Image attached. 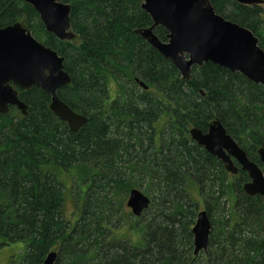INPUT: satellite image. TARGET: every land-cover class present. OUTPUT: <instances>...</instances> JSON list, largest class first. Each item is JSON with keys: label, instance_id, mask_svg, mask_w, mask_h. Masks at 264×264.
<instances>
[{"label": "trees", "instance_id": "obj_1", "mask_svg": "<svg viewBox=\"0 0 264 264\" xmlns=\"http://www.w3.org/2000/svg\"><path fill=\"white\" fill-rule=\"evenodd\" d=\"M60 1L70 5L73 41L48 33L22 0H0V29L21 22L63 57L71 83L57 97L87 118L73 134L49 110V96L35 87L15 88L27 115L12 107L0 114L2 245L24 242L21 264H42L50 252L57 253L54 264H262L264 200L243 192L248 176L236 163L232 177L188 132L204 133L218 120L263 169L257 151L264 148V87L211 63L192 67L190 80H183L134 33L152 25L140 0ZM209 1L216 14L252 32L264 51L263 6ZM154 33L167 41L165 29ZM112 80L117 101L107 102L103 95H111ZM60 173L84 187L73 220L64 213L67 189L57 180ZM143 183L150 205L128 222L119 199ZM193 187L211 225L207 250L198 256L191 233L198 212ZM126 223L142 233L141 247L116 235Z\"/></svg>", "mask_w": 264, "mask_h": 264}, {"label": "water", "instance_id": "obj_2", "mask_svg": "<svg viewBox=\"0 0 264 264\" xmlns=\"http://www.w3.org/2000/svg\"><path fill=\"white\" fill-rule=\"evenodd\" d=\"M22 1L34 9L48 33L60 41L73 39L74 34L69 31L70 5L60 0ZM234 1L244 6L264 4V0ZM141 10L150 17L152 25L136 30L135 34L169 60L183 80H190L192 67L211 63L264 87V51L257 38L248 29L216 14L209 0H141ZM157 27L166 30V42L155 35ZM63 62L62 56L37 42L20 23L0 29V114L7 115L14 107L26 116L27 106L19 100L15 88L28 91L35 87L50 97L49 110L67 124L71 133H77L87 118L57 97V91L71 83ZM189 136L219 160L226 172L233 176L239 169L245 172L249 180L243 184V192L264 200V148L257 151L262 169L247 158L217 120L206 133L192 128ZM149 204V198L139 189L129 191L126 207L133 216L140 217ZM210 230L207 212L203 210L191 229L194 255L207 250ZM56 257V252H50L42 264H54Z\"/></svg>", "mask_w": 264, "mask_h": 264}, {"label": "rangeland", "instance_id": "obj_3", "mask_svg": "<svg viewBox=\"0 0 264 264\" xmlns=\"http://www.w3.org/2000/svg\"><path fill=\"white\" fill-rule=\"evenodd\" d=\"M69 5V4H68ZM258 6H263V12H264V4L263 5H258ZM71 33H73L71 30H69ZM75 36L73 37V39ZM73 39L71 41H73ZM138 80V79H137ZM125 80H119V84L123 85ZM137 84V83H136ZM118 83L115 80H112V82L109 84L108 90L111 95L109 97H105L104 99L108 102L109 100L111 102H115L116 94L118 93ZM141 87V86H140ZM105 91H107V87H103ZM138 93L141 94L142 89L137 87ZM203 91L200 93L201 96H203ZM123 98H118L119 102H123ZM161 100V99H160ZM164 107V106H163ZM216 121V120H213ZM212 121V122H213ZM218 121V120H217ZM211 122V123H212ZM233 177V176H232ZM57 180L61 182L66 190V195H65V205H64V213L66 215V219H71L75 218L76 216L71 215V214H78V206L80 204V200L82 196V192L84 187L82 186H73V180L70 178L67 174L65 173H60L59 177L57 176ZM139 184L136 182L135 186L137 187ZM143 186L138 188L141 192H144L143 194L146 195V189L148 188V185L144 183L142 184ZM194 188V187H193ZM196 190V194L193 195V199L195 202L198 203V209L197 210H205L204 202L203 200L198 197V191L196 187L194 188ZM198 195V196H197ZM119 201L122 202L123 207L125 210L122 211V216L129 217L128 222H133L135 219L130 217V210L126 207V201H127V196L123 197L122 199H119ZM206 211V210H205ZM144 221L140 220L138 222V226L141 225ZM121 222H117L118 225H120ZM127 224V225H126ZM124 226H122L120 229L116 231V235L119 236V238L124 239L128 241L132 246L134 247H141L142 246V233L138 230H134L130 228L129 223H126ZM3 240L0 238V264H21L23 262L25 252H26V244L24 242H16V243H9L2 245Z\"/></svg>", "mask_w": 264, "mask_h": 264}, {"label": "bare ground", "instance_id": "obj_4", "mask_svg": "<svg viewBox=\"0 0 264 264\" xmlns=\"http://www.w3.org/2000/svg\"><path fill=\"white\" fill-rule=\"evenodd\" d=\"M16 23H20L21 25H22V23L21 22H16ZM15 24V23H14ZM13 25V24H12ZM22 27H23V25H22ZM23 28H25V27H23ZM26 29V28H25ZM27 30V29H26ZM138 30V29H137ZM28 31V30H27ZM136 31V30H135ZM135 31H134V33H135ZM29 32V31H28ZM30 33V32H29ZM31 34V33H30ZM253 34V33H252ZM32 36V35H31ZM255 37V36H254ZM32 38H34L33 36H32ZM36 40V39H35ZM258 40V39H257ZM38 42V41H37ZM41 44V43H40ZM12 108H14V107H12ZM16 109V108H15ZM228 173V172H227ZM229 175H231L232 173H228ZM231 176H233V174L231 175ZM248 180H249V178H248ZM248 182V181H247ZM143 193V192H142ZM128 195H129V192H128ZM128 195H127V199H128ZM148 197V196H147ZM149 198V197H148ZM149 200H150V198H149ZM127 202V201H126ZM150 205V204H149ZM130 210V209H129ZM204 209H202V210H198V212H197V214L199 213V212H201V211H203ZM146 211V210H145ZM130 212H131V210H130ZM144 212V211H143ZM143 214V213H142ZM142 214H141V216H142ZM132 215V214H131ZM140 216V217H141ZM133 217H135V216H133ZM140 217H136V218H140ZM196 218H197V215H196ZM195 222H196V219H195ZM195 222H194V224H195ZM194 226V225H193ZM203 251H201V252H199L197 255H194V245H193V255L194 256H198L200 253H202ZM205 252H206V250H205Z\"/></svg>", "mask_w": 264, "mask_h": 264}, {"label": "flooded vegetation", "instance_id": "obj_5", "mask_svg": "<svg viewBox=\"0 0 264 264\" xmlns=\"http://www.w3.org/2000/svg\"><path fill=\"white\" fill-rule=\"evenodd\" d=\"M207 130H208V127H207V129H206V132H207ZM206 132H204V133H206ZM196 144V143H195ZM197 145V144H196ZM198 146V145H197ZM200 148H202V147H200ZM203 149V148H202ZM204 150V149H203ZM205 151V150H204ZM206 152V151H205ZM207 153V152H206ZM235 163V162H234ZM239 167V166H238Z\"/></svg>", "mask_w": 264, "mask_h": 264}]
</instances>
